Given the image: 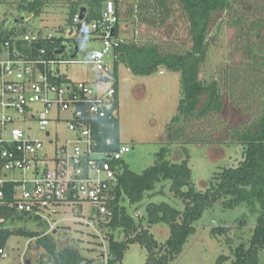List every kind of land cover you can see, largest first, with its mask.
Instances as JSON below:
<instances>
[{
    "label": "trees",
    "instance_id": "1",
    "mask_svg": "<svg viewBox=\"0 0 264 264\" xmlns=\"http://www.w3.org/2000/svg\"><path fill=\"white\" fill-rule=\"evenodd\" d=\"M116 6L118 22L116 33L120 34V25L123 21L132 19L135 29L145 25L148 30L164 32L167 27L175 25L174 33L179 29L178 15L181 13L188 22L189 44H181L178 49H165L163 40L158 37L145 38L135 36L123 39L114 52V74L117 76L119 65L125 63L135 74L150 75L162 68L177 71L181 74L183 84V97L180 102L179 113L172 119L181 123L185 119L202 117L217 112L221 113L225 107L224 95L221 91V82L207 83L201 78L203 66L207 60L210 44L217 39L216 31L222 13L234 6L236 0H134L131 9L127 8L128 0H113ZM108 0H77L71 5L68 13V24L76 26L73 18L82 11L88 22L101 18ZM47 0H21L17 8L27 11L33 16H40ZM246 15H240L235 22L245 21ZM24 20L17 19L16 24L0 25V39L5 40L15 35L27 32L26 26L18 24ZM246 21L243 23L245 24ZM218 26V28H217ZM41 32L42 30L39 29ZM86 33L96 34L97 32ZM239 36L244 40V51L251 62L246 64L244 71L247 76L242 79V98L237 102L245 104V108H257L250 122L233 125L229 122L224 128V134L217 140L211 136L203 138L206 143L214 141L220 143H237L244 147V158L236 166H224L216 171L207 185L198 188L192 179L190 154L187 148L179 150L184 153L176 159L168 158L170 146L162 147L158 159L142 172L132 170L122 161L123 169L119 176L117 196L109 205V214L100 218L99 223L109 228L108 260L107 263L95 262L84 256L74 246L58 248L55 235H43L42 232L25 227L5 226L0 229V248H4L13 235L27 236L36 239L37 246H43L52 257L53 264H116L123 260L130 244L139 243L148 250L146 264H170L182 253L189 237L196 232L195 222L198 221L207 208L213 207L221 201L224 208L247 206L250 212L257 214V221L248 241H241L234 246L232 237L228 235L229 226L219 225L212 229L215 235H226L229 252L222 253L216 264H260V253H264V19L253 20L247 27L244 25ZM257 36L261 40H255ZM174 41L175 36L171 35ZM93 38H95L93 36ZM63 37L52 35L38 43L48 49L50 56H57L56 52L64 46ZM78 42V41H77ZM64 53V52H63ZM263 66V67H262ZM231 78L236 83L241 78L238 68L230 71ZM117 89L115 107L118 111L119 84ZM203 93L207 100L200 105ZM252 103V105H251ZM106 136L114 137L118 142L120 133L118 116H114V125L110 122L106 128ZM183 127L174 131V139L182 137ZM230 138V141L228 140ZM196 142V139L188 140ZM170 180V199L161 201L149 200L142 204L149 192L156 189L157 183ZM128 204L144 205L145 214L135 212L132 214ZM137 206V207H138ZM9 217L10 221L27 216L8 208L0 206V216ZM137 215V216H135ZM137 217V218H136ZM32 218V217H30ZM34 219V218H33ZM166 224L170 227V234L165 241H160L152 232L154 225ZM246 219L240 221L245 225ZM2 254H0V261Z\"/></svg>",
    "mask_w": 264,
    "mask_h": 264
},
{
    "label": "rangeland",
    "instance_id": "2",
    "mask_svg": "<svg viewBox=\"0 0 264 264\" xmlns=\"http://www.w3.org/2000/svg\"><path fill=\"white\" fill-rule=\"evenodd\" d=\"M19 1L21 0H0V25L5 23L6 26H10L16 24L17 19L24 18L18 24L26 26L29 32L41 29L43 33L63 37L66 43L76 40L80 49L76 59L80 61L61 64V71L70 79L87 80L97 89L118 82L120 104L117 116L120 140L132 147L124 157L132 170L140 173L155 163L158 153L164 146L171 147L167 157L172 159L178 158L179 155L183 156L184 153H179V150L183 151L187 148L193 170L192 179L198 188H203L216 171L224 166H236L244 158V147L240 144L234 142L218 144L215 141L206 143L202 140L208 136L217 140L219 135L224 134V128L229 122L233 125H241L253 119V113L257 108H245V104L237 102V99L241 100L243 96L240 79L245 77V74L247 76L244 68L251 62L246 56L244 40L239 34L244 25L247 27L255 19H264V0H236L241 3L234 2L231 9L222 13L216 31L217 39L209 46L201 78L207 83L216 80L221 82V91L225 100L224 110L221 113L185 119L181 123L172 121L179 113L183 97V84L179 72L162 68L150 75H138L130 66L121 63L116 76L111 54L109 58L111 70L106 73L109 83H102L95 64L82 61L90 57L93 49L101 46V41L68 24V13L73 2L77 0H47V5L40 16H33L27 11L18 9ZM133 4L134 0H128L126 9H131ZM177 15L179 17L177 33H174L175 25L167 27L162 33L150 31L145 25L135 29L134 21L129 19L121 23L120 36L125 39H131L135 34L144 39L155 36L163 40L162 46L165 49H169L171 45L178 49L181 44H189L190 37L188 22L181 13ZM240 15H246L245 24H243L245 21L235 22ZM171 35L175 36L173 42L170 41L173 40ZM254 39L261 40L257 36ZM72 51L68 49L60 54V57L70 58ZM233 68H238L241 73V78L236 83L231 78L230 71ZM206 100L207 94L203 93L200 105ZM179 126L183 127V134L175 140L174 131ZM191 139H196V142L187 143ZM228 140L230 141V138ZM170 183V180L157 183L156 189L148 193L142 204L145 205L149 200L170 199L172 196ZM144 205L139 207L137 204H128V209L132 214L138 211L144 215ZM54 217L55 220L66 218L58 225L55 235L58 248L74 246L87 258L97 263L101 261L107 263L109 228L104 223H96V227L87 224L92 219L88 207L84 212L68 210L63 214H55ZM244 218L246 224L240 225V221ZM256 221L257 214L250 212L247 206L224 208L222 202L218 201L213 207L207 208L202 217L195 222L196 232L189 237L180 256L170 264H216L222 253L229 252V247L225 239L226 235H215L212 229L219 225L229 226L228 235L232 237L233 245L236 246L241 241L249 240ZM8 225L35 229L42 233L48 229L47 224L28 216L11 220ZM151 230L162 242L170 234V227L166 224L154 225ZM147 258L148 250L139 243H133L126 250L123 260L116 264H146ZM0 264L53 263L46 248L37 246L36 239L13 235L5 246V254ZM260 264H264L263 252L260 253Z\"/></svg>",
    "mask_w": 264,
    "mask_h": 264
},
{
    "label": "built area",
    "instance_id": "3",
    "mask_svg": "<svg viewBox=\"0 0 264 264\" xmlns=\"http://www.w3.org/2000/svg\"><path fill=\"white\" fill-rule=\"evenodd\" d=\"M81 32L101 41L85 62L93 63L102 83H109V58L124 38L116 33L118 16L108 0L101 18L88 22L82 11L73 18ZM40 30L0 39V206H7L48 225L56 233L68 210L91 212L96 227L109 214L117 196L122 161L132 150L106 136L114 125L115 82L97 89L87 80H73L60 69L76 63L50 56L38 45L51 37ZM62 54V53H61ZM87 205V206H86ZM10 219L0 216V229ZM5 254V247L0 248Z\"/></svg>",
    "mask_w": 264,
    "mask_h": 264
},
{
    "label": "flooded vegetation",
    "instance_id": "4",
    "mask_svg": "<svg viewBox=\"0 0 264 264\" xmlns=\"http://www.w3.org/2000/svg\"><path fill=\"white\" fill-rule=\"evenodd\" d=\"M64 53L68 50L71 49L72 51V55H77V53L79 52V43L76 40H72L68 43L64 42ZM78 50V52L76 53V51Z\"/></svg>",
    "mask_w": 264,
    "mask_h": 264
},
{
    "label": "water",
    "instance_id": "5",
    "mask_svg": "<svg viewBox=\"0 0 264 264\" xmlns=\"http://www.w3.org/2000/svg\"><path fill=\"white\" fill-rule=\"evenodd\" d=\"M64 52V46H62V48H60L58 51H57V53L58 54H61V53H63ZM78 52V50L76 51V53ZM74 56H75V54H74ZM28 263H30V261H28Z\"/></svg>",
    "mask_w": 264,
    "mask_h": 264
},
{
    "label": "crops",
    "instance_id": "6",
    "mask_svg": "<svg viewBox=\"0 0 264 264\" xmlns=\"http://www.w3.org/2000/svg\"><path fill=\"white\" fill-rule=\"evenodd\" d=\"M57 233V232H56Z\"/></svg>",
    "mask_w": 264,
    "mask_h": 264
}]
</instances>
